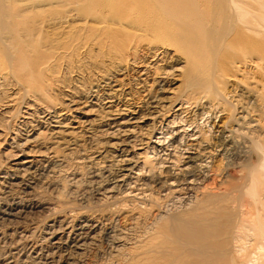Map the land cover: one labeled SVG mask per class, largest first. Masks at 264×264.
Returning <instances> with one entry per match:
<instances>
[{
    "label": "bare ground",
    "instance_id": "6f19581e",
    "mask_svg": "<svg viewBox=\"0 0 264 264\" xmlns=\"http://www.w3.org/2000/svg\"><path fill=\"white\" fill-rule=\"evenodd\" d=\"M62 1L71 8L36 10L43 3L54 8L59 0H26L30 8L0 2L1 86L16 90L12 98L19 94L29 108H36L24 112L26 122L16 132L3 134L5 152L16 149L17 156L10 174L0 177V226L48 210L37 201L41 197L35 189L40 180L57 178L69 166L75 184L84 179L78 171L88 168L87 180L94 184L98 201H92L95 206L89 210H70L61 220L44 223L53 258L65 254L62 264H76L77 252L88 246L95 248L99 264H227L232 261V242L240 244L245 238V246L251 241L248 237L264 249V123L240 99L246 94L258 104L259 94L264 104V0ZM246 52L249 58L243 55ZM250 63L259 79L252 80L254 87L247 94L243 87L247 78L236 77L235 66ZM132 72L140 75L137 90L124 80ZM88 73L97 80L85 81ZM229 83L232 91L223 93ZM54 92L62 104L56 103ZM235 103L243 105L238 112ZM201 121L210 124L208 132ZM240 145L250 150L245 152L258 165L243 169L238 182L227 187L205 184L215 174L216 156L232 160ZM7 153L2 154L8 157ZM225 162L217 164V173ZM148 175L158 187L157 196L146 184L151 180ZM214 189L217 193H210ZM192 201L193 206L181 214H164L166 209L169 213V202L180 209ZM156 207L158 214L148 219L151 215L146 213ZM121 213L128 225L119 229L121 222L115 221ZM4 235L0 231V242ZM100 241L107 244L104 252L97 248ZM36 249L33 242L14 249L18 251L10 253L13 257L4 264H28L27 258L39 261L43 249ZM240 251L235 255L245 252Z\"/></svg>",
    "mask_w": 264,
    "mask_h": 264
},
{
    "label": "rangeland",
    "instance_id": "374dc122",
    "mask_svg": "<svg viewBox=\"0 0 264 264\" xmlns=\"http://www.w3.org/2000/svg\"><path fill=\"white\" fill-rule=\"evenodd\" d=\"M5 1V2H4ZM26 0H0V2H3V3H5L6 4V6H10V7H21V8H24V6L26 7V8H30L32 5L30 4V3H27V2H25ZM25 3H27V4H29V6L27 5V4H25ZM44 4V3H43ZM43 4H38L39 5V7L36 9V10H38L37 12H44V11H48V10H51V9H54L53 11H55V10H57V12H59V11H65V10H68V9H70L71 7H69V6H67L63 1L61 2V0H59V3L58 4H56L55 6H54V8H50V7H48L47 6V4L45 5H43ZM41 5V6H40ZM253 5V7L255 8L256 7V4L255 3H253L252 4ZM42 8V10H41V8ZM45 7H46V9H45ZM49 8V9H48ZM43 9H45V10H43ZM247 55V57L249 58V56H248V53L246 52V53H243V55ZM256 57V56H255ZM255 57H253V58H255ZM251 61H255L254 63H257V60L256 59H253V60H251ZM236 65V64H235ZM254 64L253 63H250V64H246V66H241L240 64H237L236 66H235V71H236V77H238L239 79H246V81H247V85H243V87H245L244 88V91H245V93H247L248 91H249V89L250 88H253L254 87V84L252 83V80H258L259 79V76L257 75V77H256V74H259V71L258 70H256L255 69V65L253 66ZM216 66L217 67H219V64L217 63L216 64ZM238 66V67H237ZM252 67H254V68H252ZM240 68V69H239ZM245 68V69H244ZM237 69V70H236ZM241 70H242V74H241ZM253 70V71H252ZM245 73H244V72ZM257 73H256V72ZM234 72V71H233ZM251 72V73H250ZM256 73V74H255ZM131 74V75H130ZM129 75H125L124 77V80L125 81H128L129 83H131L132 84V86H133V88L134 89H136L137 90V84L139 83V77H140V75H138V72H132V73H130ZM243 74H244V77H243ZM249 75L250 74V78H251V81H250V78L249 77H245V76H247V75ZM253 74V75H252ZM254 75H255V78H254ZM128 76H129V78H128ZM253 76V77H252ZM135 77V78H134ZM116 78L117 79H119L120 80V78H121V80H123L122 78H123V76H117L116 75ZM254 78V79H253ZM127 79V80H126ZM129 79V80H128ZM132 79V80H131ZM95 80H97V76L96 75H94V73H88V74H86V76H85V81H87L89 84L91 83V82H94ZM138 81V82H137ZM150 84V83H149ZM2 85V83L0 82V87H2V88H0V92H1V94H0V105L1 106H3V107H1L0 108V154H1V156H0V164L1 165H3L2 167H1V165H0V167L2 168V170L0 169V177H5L7 174H10V170H11V165H12V163H13V160H14V158H16V156H17V150L15 149H10V152H9V149H8V153L7 152H5V150L4 149H7L8 147V144H5V143H3V139H5V136L6 135H9V133H11V131L14 133V132H16L15 130L16 129H19L17 126H21L20 124L21 123H23V122H26L25 120H23L24 119V112L25 111H28L29 112V110H31V112L32 111H34L33 109H35L36 110V108L34 107L33 109L30 107L29 108V105H27V101L26 100H24L23 98H22V96L21 95H19V94H16V97H17V95H18V97H17V99L15 98H12L13 96L15 97V95H14V93L16 92V90L15 91H11L10 89V91L9 90H7V89H5L3 86H1ZM229 85L231 86L232 84L231 83H229V84H226L225 85V89H223V93H229L230 91H232L231 89H233L232 88V86L231 87H229ZM147 86H151V84L150 85H147ZM149 89L148 87H145V89ZM249 88V89H248ZM5 91H6V93H5ZM8 91V92H7ZM256 91V90H255ZM4 92V93H3ZM140 92H141V90H140ZM10 93V94H9ZM13 93V94H12ZM57 92H54V94H53V97L55 98V100H57V102L56 103H59L60 102V100H61V102H63L62 101V98L59 96V93H57ZM249 93V92H248ZM247 93V94H248ZM250 93H252V92H250ZM257 93V92H256ZM264 93V92H263ZM2 94H3V96H2ZM6 95V97H5V95ZM253 94V93H252ZM251 94V95H252ZM10 96V98L8 97V96ZM153 95H155V93H154V91H153ZM242 95H244V94H242ZM242 95H240L241 97H240V99L242 100L241 101V103L243 104V103H245L244 105L245 106H243L242 104H240L241 106H243V107H245V108H247L246 106H248V109L250 110V112L252 113V111L255 113V114H257V115H261L260 116V120L261 121H263V123H264V119L262 120L261 118H262V115L264 114H261L260 112H262V111H264V104H262L261 103V101H260V99H261V97H260V95L259 94H256V95H258V97H259V102H258V104L257 103H253V101L252 100H250L251 98H248V96L245 94L244 96H242ZM60 98H59V97ZM247 96V97H246ZM253 96V95H252ZM247 99H246V98ZM20 98H21V100L23 101V103H22V101H20ZM245 98V99H244ZM9 99V100H8ZM14 99V100H13ZM6 101V103H5V101ZM12 102H11V101ZM247 100H249V101H247ZM16 101V102H15ZM244 101V102H243ZM252 101V102H251ZM8 102V103H7ZM13 102H15V104L16 105H18V106H16ZM19 102H21V103H19ZM247 102H249V104L247 103ZM17 103H19L20 104V106H19V104H17ZM26 103V104H25ZM251 103L254 105H251ZM261 103V104H260ZM10 104V105H9ZM13 104V105H12ZM59 104H62V103H59ZM256 104V105H255ZM249 105H251L252 106V109H251V107L249 106ZM260 105L262 106L261 108H260ZM10 106V107H9ZM23 106H25V107H23ZM27 106V107H26ZM234 106H235V110L238 112V110H240V107L241 106H239V104H237V103H235L234 104ZM258 106V107H257ZM4 107H5V109H4ZM8 107V108H7ZM255 107V108H254ZM11 108H13V109H11ZM23 108V109H22ZM25 108H29L28 110L26 109L25 110ZM1 109H3V111L1 110ZM10 110V111H8V110ZM259 109H261V111L259 110ZM13 110V111H12ZM20 110V111H19ZM252 110V111H251ZM18 111L20 112V113H18ZM22 111H23V113H22ZM9 112H11L12 114H9L8 116H6L5 117V115H7ZM4 113H7V114H4ZM258 113H260V114H258ZM4 114V115H3ZM18 114V115H17ZM4 116V117H3ZM14 116H16V117H18L19 116V118L17 119V118H15ZM7 117H9V118H7ZM12 117H14L13 119H11ZM193 118H194V116H192ZM263 118H264V116H263ZM5 120V121H2V120ZM10 119V120H9ZM16 119V120H15ZM21 119V120H20ZM9 122H7V121ZM12 120V121H11ZM14 120V121H13ZM23 120V121H22ZM20 121V122H19ZM4 122H6V123H8L7 124V126L9 127V128H7V126H4V125H6V123H4ZM19 122V123H18ZM3 123V124H2ZM14 123V124H13ZM1 124H2V126H4V127H1ZM16 124V125H15ZM18 124V125H17ZM201 126H203V124L205 125V126H203V128H204V131L205 132H208V130L210 129L209 128V126H210V124H205V121H201ZM10 125V126H9ZM14 125V126H13ZM12 126V127H11ZM208 126V127H207ZM6 127V128H5ZM206 127V128H205ZM15 128V129H14ZM209 128V129H208ZM2 129V130H1ZM8 129H10V132H9V130ZM7 131V132H6ZM5 132V133H4ZM3 134H5V136L3 135ZM4 136V137H3ZM2 139V140H1ZM2 142V143H1ZM1 144H3L2 146H1ZM3 149V150H2ZM239 151H238V150ZM237 149H236V154H234V156H236V158L238 159H233V158H235L234 156H231L232 157V160H231V158L229 157V156H216V160H215V162H217V163H215V168L217 169V164H219L220 162H225V163H222L223 165H219V167L221 168H218V173L216 172V169H214L213 170V173H215L217 176H215V174H213V176L209 179L208 178V180L205 182V184H208L209 183V181H210V183H209V185L212 187V188H214V187H220V188H222V187H227V184H231V183H229V182H231V181H233L234 183H237L238 182V180L241 178V174H243V173H241L242 172V170L244 169V170H246V171H249V170H251L252 168H254V167H256L258 164H257V160H256V162H255V160L254 159H249V153L247 154L246 152L248 151V149L245 147L244 148V146H242V145H240V146H237ZM241 149V150H240ZM13 150V151H12ZM247 150V151H246ZM16 151V152H15ZM244 151V152H243ZM246 151V152H245ZM250 151V150H249ZM248 151V152H249ZM7 153L9 156L7 157V155L6 156H4V154H2V153ZM13 152V153H12ZM242 153V154H241ZM12 154V155H11ZM238 154V155H237ZM245 154V155H244ZM247 154V155H246ZM16 155V156H15ZM240 155V156H239ZM242 155V156H241ZM4 156V157H3ZM10 156H12V158L10 157ZM245 156V157H244ZM247 156V157H246ZM3 157V158H2ZM6 157V158H5ZM243 157V158H242ZM223 158H226V159H223ZM229 158H230V162H229ZM240 158V159H239ZM9 159V160H8ZM218 159V160H217ZM221 159V160H220ZM244 159V160H243ZM11 160V161H10ZM242 160H243V162H242ZM8 161V162H7ZM228 161V162H227ZM233 161V162H232ZM251 163H250V162ZM252 161L254 162V163H252ZM9 162H10V164H9ZM239 162H242V163H239ZM3 163V164H2ZM226 163L228 164V166H226ZM232 163L234 164V165H232ZM238 163V164H237ZM250 163V164H249ZM231 164V165H230ZM240 164V165H239ZM242 164V165H241ZM248 164V165H247ZM253 164L255 165V166H253ZM225 165V166H224ZM246 165V166H245ZM229 166H230V168H229ZM234 166H235V168H234ZM236 166H238V167H236ZM239 166H241V167H239ZM9 167V168H8ZM68 167L69 166H67L65 169H64V173H63V171H62V173L64 174H62V176H61V174L59 175V177L57 176V178H56V176L54 175H51V176H48L47 177V179L46 180H43V183H41V180H40V183H39V186H37L36 187V192H37V197H41V198H43L44 200H42L41 198H37V201L38 202H41L42 203V205H44V207H46L47 206V209L48 210H44V211H41V212H39V213H35L34 215H33V213L30 215V216H27V218H25V219H16L15 221H13L11 224H1V226H0V231H1V234L3 233V235H4V233L6 234V235H4V236H2L3 238H2V241L0 242V264H4L5 262L4 261H6V260H8L9 258H12L13 257V255H10V253H16L18 250H20V249H22V248H24V246H29V245H31V242H33V243H36V245H37V252L38 251H40V250H42V252H41V254L39 255V261H36V262H34V261H32V259L31 258H27V259H29L28 260V264H38V263H43V264H62L63 263V258H65L64 256H65V254L62 256V254L60 255V254H58L56 257H55V259L53 258V252L51 251V246H50V243H49V240H48V236L45 234L44 235V233H46L45 231H44V228H45V225H44V223L45 224H47L49 221L50 222H53V221H55L56 219L59 221V220H61L67 213H68V211H72V210H74V212H79L81 209H82V207H83V209H90L89 207H91V204H92V206H95V205H93L94 203H96L97 201H98V199H96V197H95V186H94V184H92V183H90V185H89V180H87V179H91V176H90V172H89V170H88V168H87V170H86V168H83V169H81V170H79L78 172H80V174H82L81 175V178H84L85 179V181H84V179H82V182L79 184V182L78 183H74L73 182V179H72V177H71V175L74 173V171H73V169L71 170V168L70 169H68ZM249 167H251V168H249ZM5 168V169H4ZM240 168V169H239ZM236 169V170H235ZM239 169V170H238ZM6 170L7 171H9V172H6ZM71 170V171H70ZM221 170H222V172H221ZM66 171H67V173H66ZM69 171H70V173H69ZM83 171V172H82ZM85 171V172H84ZM87 171V172H86ZM224 171V172H223ZM5 172V173H4ZM234 172V173H233ZM88 173V174H87ZM223 173V174H222ZM240 173V176L238 175ZM2 174H3V176H2ZM85 174V176H83ZM225 174V175H224ZM222 175V176H221ZM54 178H53V177ZM64 176H65V178H64ZM68 178H67V177ZM83 176V177H82ZM90 178H89V177ZM149 177H148V179L151 177L150 175H148ZM219 176V177H218ZM230 176V177H229ZM87 177V178H86ZM214 177V178H213ZM216 177V178H215ZM50 178H53L54 180H51ZM60 178V179H59ZM65 180H64V179ZM51 181H50V180ZM70 179H71V181H70ZM151 179V178H150ZM215 179V180H214ZM238 179V180H237ZM47 180H49V181H47ZM56 180H58V181H56ZM62 180V181H61ZM67 180V181H66ZM152 180V179H151ZM148 180V182L146 183L147 185H148V188L151 190V191H153V193H154V191L155 192H157V190H158V187H155V184H154V181L152 180ZM217 180V181H216ZM224 182H222V181ZM236 180H237V182H236ZM53 181H54V183H53ZM47 182H48V184H47ZM67 182V183H66ZM70 182H72V183H70ZM83 182H85L86 183V185L88 184V186H86L85 185V183H83ZM151 182H153V184L151 183ZM52 183V184H51ZM57 183V184H56ZM68 183H70V185L68 184ZM223 185V186H221V184ZM42 184H43V186L44 187H42ZM61 184V185H60ZM65 184V185H64ZM71 184H73L74 186H72ZM79 184V185H78ZM85 186H84V185ZM220 185V186H218V185ZM224 184H225V186H224ZM50 185V186H49ZM56 187H55V186ZM63 185V186H62ZM152 185V186H151ZM153 185H154V187H153ZM208 185V186H209ZM228 185V186H229ZM41 186V187H40ZM47 186V187H46ZM53 186V187H52ZM60 186V187H59ZM67 186V187H66ZM93 188H92V187ZM207 186V185H206ZM209 186V187H210ZM46 187V188H45ZM50 187V188H49ZM76 187V188H75ZM78 187V188H77ZM84 187V188H83ZM86 187V188H85ZM38 188H40L39 190H38ZM41 188H44V189H41ZM52 188V189H51ZM54 188V189H53ZM57 188V189H56ZM70 190H69V189ZM82 188V189H81ZM89 188H91V189H89ZM85 189V190H84ZM156 189V190H155ZM40 190H41V192H40ZM46 190H49V191H46ZM56 190V191H55ZM92 190V191H91ZM215 190V191H214ZM214 190H212L210 193H217V190L216 189H214ZM15 191H16V194L17 195H20L22 192H21V190L19 189V188H16L15 189ZM52 191V192H51ZM66 191V192H65ZM74 191H76V192H74ZM40 192V193H39ZM61 192V193H60ZM72 192V193H71ZM0 193H1V191H0ZM19 193V194H18ZM57 195H56V194ZM67 193V194H66ZM74 193V194H73ZM85 193V194H84ZM119 193V192H118ZM63 194V195H62ZM70 194V195H69ZM77 194V195H76ZM157 193H154L153 195L154 196H157L156 195ZM39 195V196H38ZM72 195V196H71ZM75 195L77 196L76 198H75ZM94 195V196H93ZM47 196V197H46ZM60 197V198H58V197ZM65 196H68V197H65ZM85 196V197H84ZM80 197H82V198H80ZM86 198V199H85ZM61 199H63V200H61ZM93 199V200H92ZM95 200V201H94ZM174 200V199H173ZM172 200V201H173ZM176 200V199H175ZM174 200V202H176ZM58 201V202H57ZM68 201V202H67ZM74 201V202H73ZM85 201V202H84ZM94 203H93V202ZM52 202V203H51ZM65 202V203H64ZM88 204H87V203ZM92 202V203H91ZM44 203H46L47 205H45ZM70 203V204H69ZM103 203V206H101V207H103L104 209H109L106 205H107V203L106 202H102ZM102 203L100 202V204L102 205ZM170 203V204H169ZM168 203V208H170L171 209V211H170V209H168V211H169V213L167 212V209L165 210V212H164V214L166 213V214H170V216H171V214L172 215H174V214H181L182 212H185V209H188V208H191L190 206H193V201H192V203L190 204H188L187 205V207L184 205V206H182V207H180V209H179V207H178V205H177V208L176 207H174V206H176L174 203H172V202H169ZM173 205H172V204ZM64 204V205H63ZM106 204V205H105ZM72 205L74 206V207H72ZM88 205V208L86 207ZM169 205H170V207H169ZM174 207V209H173V207ZM30 206H33V205H30ZM52 206V207H51ZM104 206H106V207H104ZM167 206H164L163 205V207H167ZM51 207V208H50ZM60 207V208H59ZM186 207V208H185ZM63 210H67V212H65V211H63ZM69 210H68V209ZM72 208V209H71ZM81 208V209H80ZM140 208H142V207H140ZM144 208V207H143ZM158 207H156V209H154L155 211H152V212H148V213H146L147 215H145V216H149V215H151V217H148V219L149 218H153V216L152 215H156V214H158V211H159V208L157 209ZM80 209V210H79ZM82 209V210H83ZM173 209V210H172ZM60 210H62V211H60ZM79 210V211H78ZM158 210V211H157ZM180 210V211H179ZM49 211V212H48ZM108 211V213H109V211L110 210H107ZM112 211V212H111ZM111 213H114L115 214V212L117 211L116 210V208H113V209H111ZM162 211H164V210H162ZM161 211V212H162ZM176 211H178V213H175ZM47 212V213H46ZM82 212V211H81ZM180 212V213H179ZM64 215H63V214ZM150 213H152V214H150ZM43 214H44V216H43ZM51 214H53V215H51ZM140 214V213H139ZM237 216H236V215ZM39 215H40V217H39ZM46 215H47V217H46ZM61 215V216H60ZM119 215V214H118ZM117 215V216H118ZM122 215H124V213L122 214H120V217H118V218H120V219H116V221H115V224H117V223H126L125 225L122 223H120V225L119 224H117V227L119 228V229H122V228H124V226L126 227L127 225H128V223H127V221H126V219H125V217L124 216H122ZM155 215H154V217H155ZM35 218H34V217ZM43 216V217H42ZM144 216V217H145ZM169 216V215H168ZM169 216V217H170ZM236 216V217H235ZM38 217V219H36ZM44 217H45V219H44ZM121 217L123 218V220L121 219ZM136 217H138V216H136ZM143 217V216H142ZM142 217H139V218H141L142 219ZM144 217H143V219H144ZM238 217H239V215L237 214V213H235L234 212V219L236 220L237 219V221H239L240 219H238ZM146 218V217H145ZM240 218V217H239ZM33 219H35V220H33ZM26 222H25V221ZM41 220H45V221H42V223L40 224L41 226H36V225H39V223L41 222ZM56 220V221H57ZM73 220H75V218L74 217H72V219H71V221H73ZM235 220H234V222H235ZM19 221V222H18ZM32 221H36V222H33V224H32ZM38 221H39V223H38ZM48 221V222H47ZM118 221V222H117ZM125 221V222H124ZM236 221V222H237ZM117 222V223H116ZM15 223V224H14ZM19 223V224H18ZM20 223H22V224H20ZM18 224V225H17ZM31 226H30V225ZM43 224V225H42ZM8 225H9V227H8ZM20 225V226H19ZM33 225V226H32ZM123 225V226H122ZM23 226H25V227H23ZM4 227V228H3ZM5 227H7V228H5ZM16 227H19V228H16ZM29 227V228H28ZM37 227V228H36ZM104 228H103V230L106 228L105 226H103ZM122 227V228H121ZM23 228H24V230H23ZM29 230H28V229ZM9 229V230H8ZM22 229V230H21ZM40 229V230H39ZM41 229H42V231H41ZM3 230V231H2ZM20 230V231H19ZM28 230V231H27ZM35 230V231H34ZM19 231V233H17ZM43 231H44V233H43ZM22 232V233H21ZM30 232V233H29ZM35 232V233H34ZM38 232V233H37ZM14 233H17V234H14ZM25 233V234H24ZM29 233V234H28ZM32 233V234H31ZM39 233H41V234H39ZM8 234H10V235H8ZM20 234H23V235H20ZM33 234L34 235H36V236H33ZM26 235V236H25ZM28 235H31V236H28ZM38 235V236H37ZM42 237H40V236ZM11 236V237H10ZM18 236H21V237H18ZM13 237V238H12ZM30 237V238H29ZM32 237H35V239H36V237H37V239L36 240H33V239H31ZM6 238H8V239H6ZM26 238V239H25ZM28 238H29V240H28ZM40 238V239H39ZM14 241H13V240ZM31 239V240H30ZM245 239V238H244ZM244 239H242L243 241V243H241L240 242V244L239 243H234V242H232V245H231V249H230V253H229V255H230V258L232 257V261H230L229 263H227V264H239V263H242V261H244L242 264H254V262L256 261V263L255 264H264V259H263V261H262V258H264V251H262V250H264L263 248H261L262 247V244H258V246H257V243L255 242V240L253 241V239H251V238H247L246 240H248V241H250V242H247L246 244L247 245H243V244H245L244 242H245V240ZM6 240V241H5ZM16 240V241H15ZM18 240V241H17ZM22 240H23V242H22ZM24 240H27L26 241V244H25V241ZM43 240H45V241H43ZM47 240V241H46ZM12 243H11V242ZM19 241H21V242H19ZM40 241V242H39ZM6 242V243H5ZM10 242V243H9ZM17 242L20 244V245H17ZM42 242V243H41ZM44 242H46V243H44ZM255 242V243H254ZM38 243V244H37ZM40 243V244H39ZM49 245H48V244ZM250 243V244H249ZM253 245H252V244ZM4 244V245H3ZM23 244H25L24 246H23ZM105 244V245H104ZM236 244V245H235ZM242 244V245H241ZM12 245V250H11V248H10V246ZM23 247H22V246ZM45 245V246H44ZM233 245L235 246V248L233 247ZM249 245H250V249H248V247H249ZM259 245H260V247H259ZM2 246H3V249L5 250H3L2 249ZM9 246V247H8ZM18 246V247H17ZM88 246V245H87ZM100 246H101V248H100ZM102 246H104V248L102 247ZM107 244H106V242H102V241H100V243H99V246L97 247L101 252H104V251H106V249H107ZM237 246H239V247H237ZM241 246V247H240ZM243 246V247H242ZM248 246V247H247ZM255 246H257V247H259V248H261L260 250L261 251H259V248H255ZM16 247V248H15ZM21 247V248H20ZM39 247H41V248H39ZM47 247V248H46ZM236 247L237 248H239V250L238 249H236ZM245 247H247V248H245ZM86 248H88V249H86ZM86 248H84L82 251H79V252H77V253H79V254H77L75 257H74V259H75V262H76V264H99L100 262L98 261V259L94 256V255H96V251H95V248L93 249V246L91 247H86ZM235 249V251H234V249ZM243 248H245L246 249V251L243 249ZM9 249V251H7ZM14 249H18L17 251H14ZM240 249L242 250V251H240ZM251 249H258V250H256V251H254V250H251ZM90 250H92L91 252H90ZM236 250H238V252L236 251ZM252 252H251V251ZM49 251V253H47ZM86 251V252H85ZM239 251H240V253H242L243 251H245L244 253H242L241 254V256H239L240 254H237V255H235L236 253H239ZM50 252H52V253H50ZM83 252V253H82ZM235 252V253H234ZM88 253V254H87ZM95 253V254H94ZM3 254H5V256H3ZM8 254V255H7ZM47 254H49V255H47ZM244 254V255H243ZM252 254L254 255V257L252 256ZM4 257H2V256ZM80 255H82V256H80ZM91 255H93V256H91ZM233 255V256H232ZM10 256V257H9ZM41 256V257H40ZM59 256H62L60 259L58 258ZM238 256H239V259H238ZM252 256V257H251ZM263 256V257H262ZM2 257V258H1ZM5 257H7V258H5ZM9 257V258H8ZM79 257V258H78ZM94 257V258H93ZM235 257H237V258H235ZM261 257V258H260ZM44 260H43V259ZM241 258H243V260L241 259ZM258 258V259H257ZM79 259V260H78ZM260 259V260H259ZM41 260V261H40ZM231 260V259H230ZM255 260V261H254ZM257 260H259V261H257ZM83 261V262H82ZM239 261V262H238ZM58 262V263H57ZM97 262V263H96ZM238 262V263H237ZM253 262V263H252ZM257 262H259V263H257ZM219 264H222V263H219ZM224 264H226V263H224Z\"/></svg>",
    "mask_w": 264,
    "mask_h": 264
}]
</instances>
